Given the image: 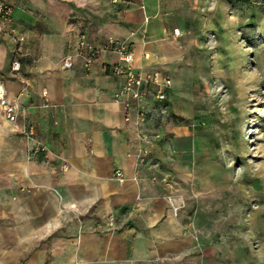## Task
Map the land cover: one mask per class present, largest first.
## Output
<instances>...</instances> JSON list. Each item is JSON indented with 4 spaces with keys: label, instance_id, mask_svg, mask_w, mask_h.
<instances>
[{
    "label": "crops",
    "instance_id": "crops-1",
    "mask_svg": "<svg viewBox=\"0 0 264 264\" xmlns=\"http://www.w3.org/2000/svg\"><path fill=\"white\" fill-rule=\"evenodd\" d=\"M8 1L0 91L19 115L11 123L0 107V264H126L150 254L153 242L156 253L172 248L165 240L176 228L157 185L156 161L140 160V124L154 98L149 88L125 108L114 100L123 78L112 71L119 56L112 43L127 44L142 73L158 70L155 60L173 50L162 39L165 20L154 16L160 2ZM81 37L97 51L89 66ZM14 59L18 75L9 71ZM27 125L46 151L29 155ZM174 130L172 146L186 150V130ZM117 169L123 182L114 177ZM110 214L128 218L118 231L105 228Z\"/></svg>",
    "mask_w": 264,
    "mask_h": 264
},
{
    "label": "rangeland",
    "instance_id": "rangeland-1",
    "mask_svg": "<svg viewBox=\"0 0 264 264\" xmlns=\"http://www.w3.org/2000/svg\"><path fill=\"white\" fill-rule=\"evenodd\" d=\"M158 1L173 50L154 67L171 99L164 114H144L140 160L156 161L176 232L172 248L156 253L153 242L126 264H264V0ZM178 126L184 151L171 143ZM122 219L108 215L105 228Z\"/></svg>",
    "mask_w": 264,
    "mask_h": 264
},
{
    "label": "built area",
    "instance_id": "built-area-1",
    "mask_svg": "<svg viewBox=\"0 0 264 264\" xmlns=\"http://www.w3.org/2000/svg\"><path fill=\"white\" fill-rule=\"evenodd\" d=\"M12 20V5L8 0H0V32L9 31V24ZM178 34V31L175 33ZM114 48L118 51V60L114 63L112 71L115 75H119L123 78V83L114 94V100L121 103L125 108H128L133 102L141 99L146 95L147 90L150 88L152 96L154 98L153 109H158L160 114H164L167 111L166 101L168 90L170 89V79L164 76L158 70H154L149 73H142L134 67V54L127 44L123 42L112 43ZM80 49L87 51L85 59V65L89 66L90 63L96 59L97 51L81 37L79 42ZM63 64L66 68H70L72 65L71 56H65ZM20 61L14 59L10 63V69L13 72L18 73L20 71ZM154 87L155 89H151ZM0 107L4 118L11 122L16 123L19 108L15 103L9 102L4 96V92L0 91ZM155 111V110H154ZM151 112V111H150ZM145 113L143 112V115ZM23 133L27 139L32 143L28 146V153L34 156L40 152L46 151V146L35 138V128L31 125H27L23 129ZM115 178L119 182H123V175L119 169L114 171Z\"/></svg>",
    "mask_w": 264,
    "mask_h": 264
}]
</instances>
